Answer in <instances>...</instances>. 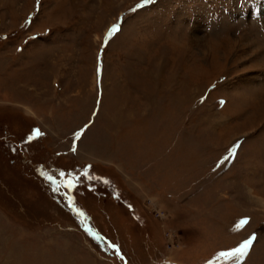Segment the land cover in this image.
<instances>
[{
    "label": "rangeland",
    "instance_id": "rangeland-1",
    "mask_svg": "<svg viewBox=\"0 0 264 264\" xmlns=\"http://www.w3.org/2000/svg\"><path fill=\"white\" fill-rule=\"evenodd\" d=\"M0 264H264V0H0Z\"/></svg>",
    "mask_w": 264,
    "mask_h": 264
},
{
    "label": "snow or ice",
    "instance_id": "snow-or-ice-1",
    "mask_svg": "<svg viewBox=\"0 0 264 264\" xmlns=\"http://www.w3.org/2000/svg\"><path fill=\"white\" fill-rule=\"evenodd\" d=\"M150 2V0H145V3ZM116 31H118V26H114L112 31L109 33V35L111 36L113 33H115ZM238 147V145H237ZM235 148H233L231 150V153L234 154ZM225 159H228V157H225ZM61 175H64V173H61ZM86 178H91L88 176V173L85 172L84 173ZM49 179H51V177H49ZM68 187H72L73 186V181L69 180ZM80 215H82V213H78ZM247 221H241V224L246 223ZM255 240V235H253L252 237H249L248 239L244 240L238 247H236L235 249L229 251V252H222L220 253L221 256H224L226 258H231V257H237V258H242L244 257L248 251L250 250L253 241Z\"/></svg>",
    "mask_w": 264,
    "mask_h": 264
}]
</instances>
